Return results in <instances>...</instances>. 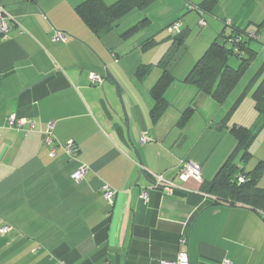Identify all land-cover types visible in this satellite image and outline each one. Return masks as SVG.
I'll return each instance as SVG.
<instances>
[{"label": "crops", "instance_id": "0c3cea01", "mask_svg": "<svg viewBox=\"0 0 264 264\" xmlns=\"http://www.w3.org/2000/svg\"><path fill=\"white\" fill-rule=\"evenodd\" d=\"M85 1L0 0L11 22L10 34L0 40V264H159L176 259L182 236L189 264H264V215L242 205L213 204L203 191L235 149L229 128L255 126L254 116L251 125H230L236 111L227 114L263 64L264 50L236 98L259 58L252 43L256 55L223 103L184 83L208 46L232 29L246 30L257 43L263 39L264 0H216L205 14L187 9L204 0H152L102 37L76 12ZM200 18L206 22L202 35L195 30ZM177 20L178 35L164 31ZM57 32L64 42L53 39ZM147 42L152 43L144 48ZM181 50L187 52L183 61ZM170 51L165 69L171 80L163 91L168 105L153 123L151 90ZM137 53L140 59L132 56ZM142 66L151 70L140 80L136 72ZM106 72L123 97L128 131L117 85ZM90 73L103 77V84L91 86ZM257 84L236 109L252 99ZM12 115L26 124L10 127ZM49 127L57 146L53 158L45 144ZM142 135L150 141L141 143ZM68 142L76 148L73 155L63 149ZM180 161L197 165L201 180L181 181ZM81 166L87 171L77 183L71 175ZM152 175L179 189L165 194L152 188ZM103 184L115 191L112 205L100 193ZM3 228L9 230L2 233Z\"/></svg>", "mask_w": 264, "mask_h": 264}, {"label": "trees", "instance_id": "16d2710c", "mask_svg": "<svg viewBox=\"0 0 264 264\" xmlns=\"http://www.w3.org/2000/svg\"><path fill=\"white\" fill-rule=\"evenodd\" d=\"M151 1L117 0L113 5H106L102 0H87L76 8V12L97 37H102L110 33L114 25L125 14L133 9L144 10L149 6ZM215 3L216 0H204L197 6H190V9L199 14L210 13ZM200 20L205 22L203 18H200ZM145 21L143 19L132 27L129 33L138 31ZM174 23H179L181 26V22L177 20L169 24L164 30L168 33L167 30ZM226 23V21H223L226 27L231 26L230 22L228 25ZM129 33L127 32L125 35ZM179 33H169V35H178ZM176 40L181 42V38L179 37ZM252 41L253 35L249 34L246 30L232 29L231 33L224 40H215L208 46L204 54L185 77L184 83L194 86L199 94L210 96L217 103H223L241 81L256 55L250 47ZM151 43L147 42L144 48H147V45ZM171 55L172 51L167 52L163 60L160 61L159 64L164 67L163 73L151 90L155 102L150 112L153 123H156L160 119L168 105L163 97V91L171 80L169 71L165 69V65ZM233 58L237 60L236 66L231 65ZM150 70L151 67L142 66L137 70L136 77L143 80L147 77ZM257 82L258 84L252 93V100L254 102V109L259 117V122L252 128L240 126H232L229 128L230 134L235 139V149L226 159L214 179L203 185V191L210 197L213 204L227 203L231 206L242 205L264 215V188L258 187V183L264 173V162L258 161L251 170H246V165L253 158L249 152V148L256 139L259 131L264 128V62L247 84L243 94L229 109L227 118L231 116L243 97L246 96L248 91ZM190 112V109L186 110L183 114V121L188 117ZM239 154L240 164L238 165L235 163V159ZM154 189L163 191L160 188ZM174 192L175 190L172 194ZM165 194L167 193L165 192Z\"/></svg>", "mask_w": 264, "mask_h": 264}, {"label": "built area", "instance_id": "2783aa9c", "mask_svg": "<svg viewBox=\"0 0 264 264\" xmlns=\"http://www.w3.org/2000/svg\"><path fill=\"white\" fill-rule=\"evenodd\" d=\"M226 24L228 25L229 22H227ZM198 25L200 28H203L205 26V22L200 20L198 22ZM179 30H180V24L174 23L167 31L170 34H176L179 33ZM10 32H11V22L9 18L6 16L3 8L0 6V40L7 38ZM53 39L62 42L66 40L65 36L59 32L55 33ZM89 82L91 86H96V87L101 86L104 82V78L100 77L99 75L90 73ZM8 122L10 127H15V128H21L24 124H26L25 120L17 119L16 116L14 115L9 117ZM32 128L33 126L31 125L30 130ZM50 130L51 127H49L48 130L46 131L45 144L49 149L48 157L53 158L56 155L57 146L53 144ZM140 141L141 143L145 144L148 143L150 139L147 136L142 135ZM63 149L67 155H73L76 152V148L72 142H68ZM86 171L87 168L85 166H81L71 175V179L77 183L81 182ZM178 177L183 182H186L189 179H193L199 182L201 180V172L197 165L186 161H180L178 165ZM151 186L153 188L163 189V191H165L167 194H172L174 190L179 189V187H177L173 183L164 180L162 176H154V175H152ZM100 193L109 205L113 204L115 191L112 190V188L109 185L107 184L102 185L100 187ZM142 198L146 199V195L144 194ZM8 230L9 228H3L1 232L5 233ZM186 242H187L186 237L182 236L180 238V250L176 256V259L171 262L161 261L160 264H189ZM220 264H231V263L228 261H222Z\"/></svg>", "mask_w": 264, "mask_h": 264}, {"label": "rangeland", "instance_id": "374dc122", "mask_svg": "<svg viewBox=\"0 0 264 264\" xmlns=\"http://www.w3.org/2000/svg\"><path fill=\"white\" fill-rule=\"evenodd\" d=\"M189 11H194V10H191L190 9V7H188L187 8ZM180 19H182V18H180ZM181 27V26H180ZM221 27H222V25H221ZM227 28V27H226ZM200 27H198V25H197V29L195 28V30H196V32H198L199 34H201L202 35V33L200 32ZM152 31H154V32H156L157 31V25L156 26H154L153 27V30ZM165 31V30H164ZM195 32V33H196ZM162 35V37L164 36L163 34H162V30H159V32L157 33V35ZM191 42H192V37L191 36H189L188 37V43H190L191 44ZM252 43V46L253 47H255L256 48V51H257V53H258V55H259V58L257 59L256 58V60H254L253 61V63H252V65H251V67H250V69L248 70V72H247V75L246 76H244V78H243V80L240 82V84H239V86H238V89H237V91H236V93H235V95H234V97L236 98L237 97V95L240 93V91L243 89V87L245 86V84H246V82L250 79V77L256 72V69L257 68H259V64L261 63V61H262V58L264 57H262L261 56V54H260V52H262L263 50H264V37H263V39L260 41V42H251ZM190 51V50H189ZM139 53H137V54H135V55H132V56H135L136 57V59L137 58H141V54H139ZM183 54H185L184 52H183V50H181V52L179 53V56L181 57V60L183 61V58L185 57V56H187V52H186V54L185 55H183ZM139 56V57H138ZM236 63H237V60L235 59V58H233L232 60H231V65L232 66H236ZM183 67V66H182ZM234 98V99H235ZM234 99H233V101H234ZM122 100H123V97H122ZM232 101V102H233ZM231 102V103H232ZM123 103H124V101H123ZM119 104H120V106H121V103H120V101H119ZM124 106H125V104H124ZM121 108H122V106H121ZM255 109H254V107H253V101H252V99H250V97L248 96L247 98H246V101H244V103L240 106V108H238V109H236L234 112L236 113V115H235V117L230 121V125L231 124H233L234 123V120L236 121V122H239V123H244V124H247V123H253V119H252V117L254 116V118H256V122H255V126L258 124V122H259V117H258V114H257V112L255 111V113L253 114V111H254ZM249 115L251 116V118L249 119ZM251 119H252V121H251ZM255 121V120H254ZM251 125V124H250ZM254 126V127H255ZM250 153L252 154V159H251V161L246 165V170H251L255 165H256V163L258 162V161H261V160H259V158H257V157H264V128H262L260 131H259V133H258V135H257V137H256V139L253 141V143L251 144V146H250ZM239 157H240V155L239 156H237L236 157V161L237 162H239ZM259 186H261V187H264V173H263V175H262V177H261V179H260V182H259Z\"/></svg>", "mask_w": 264, "mask_h": 264}, {"label": "water", "instance_id": "95a60500", "mask_svg": "<svg viewBox=\"0 0 264 264\" xmlns=\"http://www.w3.org/2000/svg\"><path fill=\"white\" fill-rule=\"evenodd\" d=\"M106 77L109 78L111 81H113L116 85V81L113 79V77L108 73L106 72ZM117 92H118V98H119V101L121 103V106H122V110H123V114H124V117H125V120H126V130L128 131L129 127H128V118H127V115H126V112H125V107H124V104H123V100H122V97H121V92H120V89L117 85ZM138 163L141 165V161H140V158L138 157Z\"/></svg>", "mask_w": 264, "mask_h": 264}]
</instances>
